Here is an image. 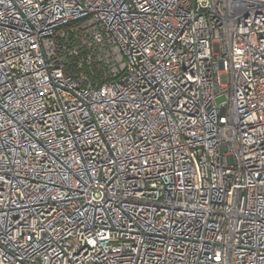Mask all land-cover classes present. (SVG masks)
<instances>
[{"label":"built area","instance_id":"1","mask_svg":"<svg viewBox=\"0 0 264 264\" xmlns=\"http://www.w3.org/2000/svg\"><path fill=\"white\" fill-rule=\"evenodd\" d=\"M0 264H264V0H0Z\"/></svg>","mask_w":264,"mask_h":264}]
</instances>
